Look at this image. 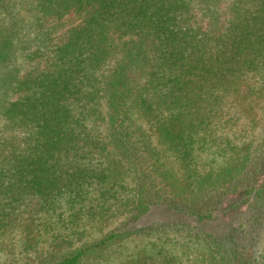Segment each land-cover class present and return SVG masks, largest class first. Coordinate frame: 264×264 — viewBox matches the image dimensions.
<instances>
[{
    "label": "trees",
    "instance_id": "obj_1",
    "mask_svg": "<svg viewBox=\"0 0 264 264\" xmlns=\"http://www.w3.org/2000/svg\"><path fill=\"white\" fill-rule=\"evenodd\" d=\"M0 264H264V0H0Z\"/></svg>",
    "mask_w": 264,
    "mask_h": 264
},
{
    "label": "rangeland",
    "instance_id": "obj_2",
    "mask_svg": "<svg viewBox=\"0 0 264 264\" xmlns=\"http://www.w3.org/2000/svg\"><path fill=\"white\" fill-rule=\"evenodd\" d=\"M226 206H228V204H226V205H224L221 209H219V216H223V219H225V220H228V219H230L232 216H233V214L230 212L229 213V216H225V207ZM231 216V217H230ZM233 218V217H232Z\"/></svg>",
    "mask_w": 264,
    "mask_h": 264
}]
</instances>
